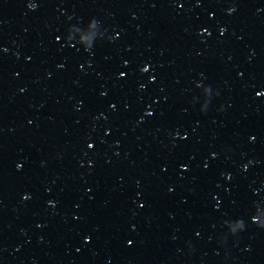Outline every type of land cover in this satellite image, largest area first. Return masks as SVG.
Wrapping results in <instances>:
<instances>
[{
    "label": "water",
    "instance_id": "1",
    "mask_svg": "<svg viewBox=\"0 0 264 264\" xmlns=\"http://www.w3.org/2000/svg\"><path fill=\"white\" fill-rule=\"evenodd\" d=\"M0 264H264V0H0Z\"/></svg>",
    "mask_w": 264,
    "mask_h": 264
}]
</instances>
